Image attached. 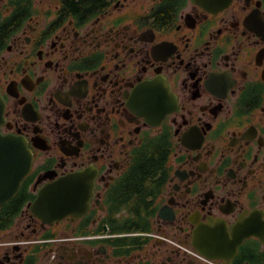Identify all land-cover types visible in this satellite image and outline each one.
Listing matches in <instances>:
<instances>
[{"label": "flooded vegetation", "instance_id": "af4514ba", "mask_svg": "<svg viewBox=\"0 0 264 264\" xmlns=\"http://www.w3.org/2000/svg\"><path fill=\"white\" fill-rule=\"evenodd\" d=\"M0 136V264H264V0H0Z\"/></svg>", "mask_w": 264, "mask_h": 264}, {"label": "water", "instance_id": "95a60500", "mask_svg": "<svg viewBox=\"0 0 264 264\" xmlns=\"http://www.w3.org/2000/svg\"><path fill=\"white\" fill-rule=\"evenodd\" d=\"M12 141H13V139L10 137V136H0V144L1 143H8V144H11L12 143ZM12 174H11V177H13V176H15L16 177V179L13 181L12 179L11 180H9L8 182H7V184H3L1 187L2 188H5V186H9V185H12V184H15L16 185V187L18 188L19 187V185H20V182H21V180H22V178L24 177V175H25V173H26V171H20V172H11ZM10 192H13V190H9V193Z\"/></svg>", "mask_w": 264, "mask_h": 264}]
</instances>
